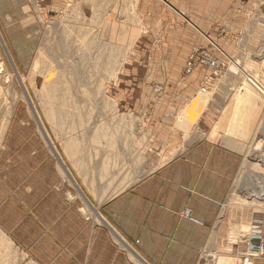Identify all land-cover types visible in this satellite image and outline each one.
Here are the masks:
<instances>
[{"label":"crops","instance_id":"crops-1","mask_svg":"<svg viewBox=\"0 0 264 264\" xmlns=\"http://www.w3.org/2000/svg\"><path fill=\"white\" fill-rule=\"evenodd\" d=\"M52 1L0 0L10 4L0 18H15L18 4L20 18H33L30 4ZM260 2L138 0L137 10L153 45L158 41L153 49L181 52L177 61H165L180 67L194 47L218 56L212 44L220 33L225 53L241 54L235 35ZM209 75L202 65L181 81L169 75L141 107L118 108L124 132L119 123H107L105 130L95 123L65 139V174H46L40 185L21 177L15 187L21 206L15 211L20 219L28 211L29 227L25 215L13 227L0 220L1 230L44 264H209L213 255L236 263L255 249L264 240L261 213L253 214L247 240L239 234L237 246L224 251L218 249L228 245L226 220L234 219L227 213L226 223L218 219L236 175L264 173L255 164L261 160L246 154L259 138L264 141V109L251 140L231 137L218 120L240 80L216 75L207 88ZM253 264H264V257Z\"/></svg>","mask_w":264,"mask_h":264},{"label":"rangeland","instance_id":"rangeland-1","mask_svg":"<svg viewBox=\"0 0 264 264\" xmlns=\"http://www.w3.org/2000/svg\"><path fill=\"white\" fill-rule=\"evenodd\" d=\"M260 1L242 32L235 35L236 39L241 38L244 48L241 54L236 50L233 55L226 54L220 46L219 38L223 35L220 33L215 37L218 44L216 41L214 44L226 57L220 53L211 55L223 62L213 77L229 74L241 81L218 120L222 127L227 126L231 137L230 124L237 104L233 100L237 101L239 85L242 81L244 84L243 75L231 68L233 62L255 73L264 84V56L258 52L264 46V0ZM9 7V3H1L0 13ZM137 8L138 0H53L47 7L41 2L30 4L33 18H20L21 4L12 7L15 18H0V220H4L1 225L13 227L26 215L23 222L25 228L29 227L32 219L28 211H22L21 219L15 211L21 209L17 206L15 187L21 177H26L22 181L40 185L46 174H65V139L95 123L100 124L101 130L108 128L107 123H119L122 127L118 131L124 132L125 114L118 108L141 107L154 93L161 92L169 75L176 74L181 81L193 73L184 74L186 59L180 67L168 66L167 62L177 61L181 52L153 49L158 41L153 45V37L147 33ZM195 50L205 51L200 46L194 47L186 58ZM211 82L205 86L208 88ZM255 108L253 131L264 109ZM235 133L244 137L238 131L234 132V138L238 137ZM215 136L213 131L210 137ZM226 140L232 141L227 137ZM256 144L258 151L264 152L261 138L252 145ZM152 166L153 163L149 168ZM242 175L245 174L236 175L218 219L219 222L226 217V211L234 219L231 225L238 221L246 223L236 226L235 242L229 245L232 249L237 246L239 234L248 238L250 232L245 227L248 225L251 231L254 213L262 214L264 230V207L248 203L247 194L236 193L243 182ZM250 182L253 181L249 178V184H245L248 191L252 190ZM13 237L0 228V264H44L43 259L32 258ZM225 249L228 250L223 246L218 250ZM216 258L213 255L209 264H215Z\"/></svg>","mask_w":264,"mask_h":264},{"label":"bare ground","instance_id":"bare-ground-1","mask_svg":"<svg viewBox=\"0 0 264 264\" xmlns=\"http://www.w3.org/2000/svg\"><path fill=\"white\" fill-rule=\"evenodd\" d=\"M134 2V1H133ZM263 32V38H264V30H262ZM262 40V39H261ZM213 43V42H212ZM264 43V42H263ZM214 48H216L218 50V52L222 55L225 56L224 52L213 43ZM111 48V47H110ZM261 49V48H260ZM257 52V51H256ZM259 53H261L260 55L263 54L264 56V46H263V51H258ZM257 52V53H258ZM218 60H220L218 58ZM107 61V60H106ZM235 72H240L243 75L244 78V84L242 81V84L239 85V95L237 96V101H236V105L234 106V117L232 120V123L230 124V129L234 132H238L241 131L243 133L244 137L249 136L252 138L253 135H251L253 129L251 128L253 126V124L255 123V119H252V115L253 112L255 110L254 106L261 110L262 108H264V84H262L259 79H257L255 73H250L247 70H245V68L240 67L239 65H237V63L233 62L232 67H231ZM0 69H1V64H0ZM209 77V76H208ZM212 77V76H211ZM241 83V81H240ZM239 84V83H238ZM204 90L206 89L205 86ZM202 89V88H201ZM203 90V91H204ZM202 91V92H203ZM202 94V93H201ZM259 94V95H258ZM205 95V94H204ZM201 97V96H200ZM239 99V100H238ZM188 108V107H186ZM185 108V109H186ZM255 108V109H256ZM185 112V110H184ZM259 121V120H258ZM255 127L256 124L254 125ZM255 129V128H254ZM230 130V134L233 137V134L231 133ZM217 133V132H216ZM236 136H241V134L235 133ZM240 138V137H239ZM236 140V139H234ZM248 140V139H247ZM251 140V139H250ZM261 148V147H260ZM259 146L256 145H252L251 147L248 146V149L246 150L248 152V154H250L251 156H256L257 158H259V160H261V162H256V166H260L259 168L262 169L264 172V152L258 151ZM245 151V150H244ZM246 152V153H247ZM249 157V156H248ZM255 158V157H254ZM257 160V159H256ZM62 164V163H61ZM254 164V163H253ZM62 168V166H61ZM259 169V170H260ZM259 172V171H258ZM243 176V175H242ZM241 177V176H240ZM242 178V177H241ZM249 178L251 179L250 182L251 184V191H248L245 184H249ZM242 180V179H241ZM248 181V182H247ZM241 182V181H240ZM262 186H264V175L262 174H245L243 176V182H241V184H239L238 188L236 189V193L239 195L242 194H247V196L250 198V200H248V203H254L256 202L258 204V207L262 208L264 207V187L262 188ZM236 196V195H235ZM240 197V196H238ZM241 198V197H240ZM242 200V199H241ZM245 202V201H244ZM244 206V205H243ZM233 210V209H232ZM231 210V211H232ZM253 210V209H252ZM260 210V209H259ZM236 211V210H235ZM256 211V210H255ZM261 212V211H260ZM226 211H225V216H226ZM229 214V213H228ZM235 214V213H234ZM233 214V215H234ZM230 215V214H229ZM243 217V216H242ZM225 218V217H224ZM222 218L218 224H220L221 222H224L225 219ZM226 222L228 223L227 225H229L228 228V246H226L227 249H230L231 246H229L230 244H232L234 241V236H235V231L237 230L236 226H245L246 223L244 222H239V223H234L231 225L232 222H228L226 220ZM224 222V223H226ZM223 224V223H222ZM226 225V224H225ZM220 226V225H219ZM222 226V225H221ZM218 229V228H217ZM246 232H250L249 230V226L247 225L245 227ZM225 230V229H224ZM227 230V229H226ZM218 233H222V232H218ZM227 233V232H226ZM238 233V231H237ZM227 235V234H226ZM238 235V234H237ZM248 235V234H247ZM246 235V236H247ZM245 237V236H244ZM247 240V237H246ZM248 242L246 241L245 244H247ZM247 254V253H246ZM253 260V259H252ZM235 262V261H234ZM215 264H233V261L230 257H225V256H218L216 258ZM236 264V263H234Z\"/></svg>","mask_w":264,"mask_h":264},{"label":"built area","instance_id":"built-area-1","mask_svg":"<svg viewBox=\"0 0 264 264\" xmlns=\"http://www.w3.org/2000/svg\"><path fill=\"white\" fill-rule=\"evenodd\" d=\"M222 63L223 62L219 61L218 58H212L208 51L195 50L189 54L184 62V74L188 75L192 73L198 65L209 67L211 69V75L203 79V85H208L211 82V76L217 72L216 70H218L219 66L223 65ZM202 90H204V87H202ZM186 214L190 215V212L187 210ZM127 247L130 248L129 245H127ZM259 256L264 257V240L261 238L255 249H251L247 254H242L237 257L236 264H253L252 259Z\"/></svg>","mask_w":264,"mask_h":264}]
</instances>
